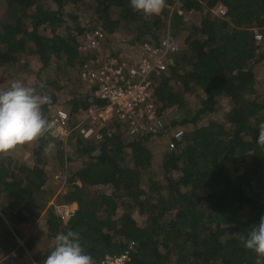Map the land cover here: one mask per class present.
<instances>
[{
    "label": "trees",
    "instance_id": "obj_1",
    "mask_svg": "<svg viewBox=\"0 0 264 264\" xmlns=\"http://www.w3.org/2000/svg\"><path fill=\"white\" fill-rule=\"evenodd\" d=\"M217 3L226 8L224 16L212 12ZM187 12L199 13L198 24L186 26ZM165 27L181 48L153 78L157 113L172 107L182 113L155 136L169 138L171 127L183 126L175 148L164 151L153 168L149 135H128L112 116L99 138L71 134L74 165H67L62 141L48 132L33 147L31 166L0 155V264H27L21 259L26 254L43 264L57 234L68 231L79 233L93 262L127 252V264H255L256 254L243 247L239 234L246 236L264 216V149L256 143L264 123L256 81L257 69H264V0H165L161 13L151 17L134 11L130 0H0V68L17 67L22 54L25 65L34 57L39 68L31 87L51 97L42 106L46 116L65 93L50 79L51 68L77 78L104 49L116 55L109 44L115 33L130 34L124 46L142 51L143 42L160 45ZM95 28L105 35L100 47L81 51L82 33ZM255 28L263 34L260 41ZM87 90L68 98L70 116L103 103L93 88ZM197 91L204 94L198 105L187 107L185 94ZM222 107L223 117L209 116ZM49 145L55 148L52 170H65L78 183L67 181L57 191L43 155ZM52 195L76 202L66 222L47 208ZM42 211L44 228L25 235L22 227Z\"/></svg>",
    "mask_w": 264,
    "mask_h": 264
},
{
    "label": "built area",
    "instance_id": "obj_2",
    "mask_svg": "<svg viewBox=\"0 0 264 264\" xmlns=\"http://www.w3.org/2000/svg\"><path fill=\"white\" fill-rule=\"evenodd\" d=\"M212 12L221 17L225 15L226 8L217 3ZM104 37V33L98 28L84 31L79 49L96 50ZM254 37L260 41L263 34L255 28ZM141 48L142 53L131 63L125 61L126 59L117 61L100 55L84 64L78 72V78L87 89L93 88L92 94L103 103L88 107L76 124L70 123V115L65 107L51 106L47 117L51 125L49 135L53 139L66 141L76 130L83 138H99L105 121L112 116L119 118L128 135L155 136L165 133L169 125L163 116L157 113L158 100L153 92V78L167 69L171 63V55L181 48V41L178 37H169L167 34L159 46L143 42ZM171 128L167 140L168 150L175 148V141L179 140L184 132L179 125ZM47 206L64 222L70 219L77 209L76 202L59 201L55 198L51 199ZM128 260L127 252L106 253L93 264H127Z\"/></svg>",
    "mask_w": 264,
    "mask_h": 264
},
{
    "label": "rangeland",
    "instance_id": "obj_3",
    "mask_svg": "<svg viewBox=\"0 0 264 264\" xmlns=\"http://www.w3.org/2000/svg\"><path fill=\"white\" fill-rule=\"evenodd\" d=\"M176 7H178V3L175 4ZM175 5L172 6H167L169 8V10H173L175 9ZM214 8H212L213 10ZM85 14L82 13L81 15V21L82 23H86V21H88V12H84ZM178 13H182L181 10H178ZM199 13L198 12H187L184 14L183 17V21H185L186 26H191V25H196L198 24L199 21ZM167 25L170 27L169 23L167 22ZM162 32V34L167 31H169L168 27H165ZM168 34V33H166ZM130 37V34H126L124 33H115L112 37V40L109 42L110 44V48H111V52L114 51V54H112L111 56L109 54H106L105 52L108 51L107 48L104 49L102 52H104V56L106 55V57H110L111 59L120 61V60H124L125 61H129L130 63L133 62L135 59H137L139 57V55L142 53V51H139V49L137 48V46L129 44L124 46V43L126 39H128ZM109 55V56H108ZM23 54L21 56H19V59L21 60V62L19 63V65L17 67H4V68H0V90H6L13 81H21L25 86L27 87H31L35 82H36V74L34 71H36L39 66L36 63V60L34 59L33 56H29L28 61L29 64H23L22 59H23ZM73 75V74H72ZM50 79L51 80H55L59 85H61L63 87V90L65 91V93L63 92L61 95L60 92V96H59V100H58V106H62V107H67L68 106V98L71 97V94H80L86 92V87L84 86V84L79 80L78 75L77 78H71L69 77V73H65V71L58 70V72L55 71V69H50ZM256 81H257V87L259 89V91L262 93V96L264 97V69H257V73H256ZM170 84L172 86H174L175 88H178L180 85V83L177 81V79H172ZM66 94V95H65ZM68 94V95H67ZM202 95H204L203 93H201L200 91H197L195 93L192 94H185V100H186V106L189 108H194L198 105L199 100L202 98ZM225 99L221 100V105L224 106L225 104ZM175 109L174 107L170 108V109H166L165 111L162 112V116L164 121L167 123V125L171 124L170 121H174L176 119H178L182 113L181 110H173ZM224 107L220 108L217 112L210 114V117H223L224 115V111H223ZM80 115H82V112L79 114H71L70 116V122L73 123H77L80 121L81 117ZM208 116V117H209ZM46 119L48 117V112L46 113ZM180 126V125H179ZM176 126H174V128H176ZM183 129L184 127L181 126ZM163 137H158V136H154V135H149V145L152 148V152H153V168H157L159 159L161 157V154L168 150L167 149V140L168 137L165 135H162ZM74 138L69 137L66 141H62V145L60 146L63 151H64V155L66 156V159H69L67 161V165H74L75 164V160L70 158V155H72V152L74 150ZM38 142L37 140L31 143H26L24 145H20L18 146L16 149H14L13 151L9 152L6 155H2V156H10L12 160L16 161V163L18 164H24L26 166H31L33 164V159L34 156L32 155V149L35 145H37ZM44 157L46 158L48 165L46 166L47 172L53 174L52 180L55 182H53L56 185L57 191L60 190L62 187H64L65 182H70V183H78V181H74L73 179H68L66 171L65 170H60V169H54L52 170V165L56 163V159H55V148L53 147H46L44 149L43 152ZM58 176V178H57ZM55 198L53 195L50 197L49 201L51 199ZM56 199V198H55ZM59 200V199H56ZM48 201V203H49ZM47 203V205H48ZM48 208V206H47ZM44 211H42L39 216L37 217L36 221L34 223H29L25 226L22 227L23 232L25 233V235L28 234H32L35 231H37L38 229H43V222H44V215H43ZM135 218L137 221H140V217L139 215L135 214ZM19 243L21 244L22 241L19 240ZM23 261H25L27 264H34V259L29 255L26 254L21 258Z\"/></svg>",
    "mask_w": 264,
    "mask_h": 264
},
{
    "label": "clouds",
    "instance_id": "obj_4",
    "mask_svg": "<svg viewBox=\"0 0 264 264\" xmlns=\"http://www.w3.org/2000/svg\"><path fill=\"white\" fill-rule=\"evenodd\" d=\"M130 7L151 17L161 13L165 0H130ZM45 104H51L48 94L37 92L35 88L27 87L18 80L13 81L6 90H0V155L34 142L48 132L51 125L42 112ZM258 129L256 143L264 149V123L259 124ZM239 238L246 250L256 254L255 264H264V216L246 236L241 233ZM43 264H93V260L81 247L79 233L68 231L67 234H57L54 250Z\"/></svg>",
    "mask_w": 264,
    "mask_h": 264
},
{
    "label": "crops",
    "instance_id": "obj_5",
    "mask_svg": "<svg viewBox=\"0 0 264 264\" xmlns=\"http://www.w3.org/2000/svg\"><path fill=\"white\" fill-rule=\"evenodd\" d=\"M80 117H81V115H80Z\"/></svg>",
    "mask_w": 264,
    "mask_h": 264
}]
</instances>
